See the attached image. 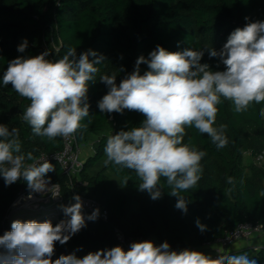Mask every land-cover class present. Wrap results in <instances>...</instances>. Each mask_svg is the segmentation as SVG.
I'll list each match as a JSON object with an SVG mask.
<instances>
[{
    "label": "trees",
    "instance_id": "obj_1",
    "mask_svg": "<svg viewBox=\"0 0 264 264\" xmlns=\"http://www.w3.org/2000/svg\"><path fill=\"white\" fill-rule=\"evenodd\" d=\"M245 17L264 21V0H0V124L18 129L22 152L31 151L40 160L43 154L62 152L64 145L61 137L49 141L33 135L23 121L30 101L11 85H3L8 62L45 51L49 52L47 59L56 61L69 47L75 48L77 55L92 49L105 57L98 65L95 83H89V117L81 121L87 127L76 133L79 142L95 141L94 153L87 157L79 175L87 182V195L103 204L110 217L108 221L86 218V227L79 233L63 245L55 244L53 260L61 254L75 252L83 257L117 245L128 250L117 239L116 229L126 237L151 236L159 245L167 241L171 248L183 249L201 248L246 221L264 224V164L252 162L248 168L244 162L248 153L252 157L264 154V118L259 115L264 102L253 103L247 112L238 114L232 102L222 98L213 126H226L228 144L219 150L207 134L194 127L185 128L184 143L206 152L197 186L180 193L189 201L187 213L175 207L177 198L169 195V189L164 188L162 198L153 200L147 191L139 190L140 180L134 172L106 163L107 137L140 126L145 117L129 110L123 114L101 113L98 108V101L108 91L100 75L116 74L119 83L134 70L137 58L147 57L157 45L170 52L206 47L219 50L233 30L248 22ZM25 39L28 46L20 53L18 45ZM201 63H208L213 71L224 70L218 58H209L206 50ZM121 67L123 72L118 70ZM140 70L142 75L147 65L141 64ZM103 159V166L94 169ZM50 163L55 171L47 177L62 187L65 205L74 203L69 177L58 162ZM28 190L23 179L6 186L0 177V235L10 230L6 216L11 204ZM65 219L68 217L61 212L58 222ZM197 219L206 225L204 232L196 226ZM249 259L264 264V248Z\"/></svg>",
    "mask_w": 264,
    "mask_h": 264
},
{
    "label": "clouds",
    "instance_id": "obj_2",
    "mask_svg": "<svg viewBox=\"0 0 264 264\" xmlns=\"http://www.w3.org/2000/svg\"><path fill=\"white\" fill-rule=\"evenodd\" d=\"M245 20L248 22L233 30L219 50L206 47L170 52L157 45L147 57L139 56L134 70L119 83L116 74L99 78L108 89L98 101L101 113L129 110L145 117L140 126L107 137L106 163L134 172L140 180L139 190L147 191L153 200L162 198L164 188L169 189V195L177 198L175 207L183 213H187L189 201L180 193L197 186L203 173L201 160L206 156L190 142L184 143L185 128L207 134L219 150L228 144L226 126H213L222 98L232 102L238 114L247 112L253 103L264 102V21ZM27 46L25 39L17 51L24 53ZM205 50L209 58H218L224 70L213 71L208 63H201ZM48 56L45 51L12 59L2 82L30 101L23 121L33 135L54 141L87 127L81 121L89 117V83H95L98 65L105 57L92 49L77 55L72 47L56 61ZM141 64L148 69L142 75ZM118 70L124 71L123 67ZM259 115L264 118V107ZM54 171L55 166L47 159L41 161L31 151L22 152L18 129L0 124V177L6 186L23 179L30 189L28 199H32L31 193L45 192L56 198L58 184L49 187L51 178L47 177ZM127 181L126 176L124 183ZM228 183H233L232 177ZM72 199L75 203L60 205L68 219L55 225L51 220H13L10 230L0 235V264H255L245 255L213 259L197 250H173L167 241L157 246L151 240L132 242L128 250L117 245L83 257L75 252L61 254L53 260L55 244L67 243L86 227L83 201L78 194ZM98 216L97 208L87 220ZM196 226L201 232L206 230L199 219Z\"/></svg>",
    "mask_w": 264,
    "mask_h": 264
},
{
    "label": "built area",
    "instance_id": "obj_3",
    "mask_svg": "<svg viewBox=\"0 0 264 264\" xmlns=\"http://www.w3.org/2000/svg\"><path fill=\"white\" fill-rule=\"evenodd\" d=\"M64 148L62 152L48 156L43 154L40 158L41 161L47 159L49 162H58L56 157L59 158V164L64 170V173L69 177L68 186L71 189L72 197L76 194L80 195L83 201V214L85 220L94 209H99V218L104 221H108L110 217L109 210L101 203L87 195L85 187L87 182L80 177V171L82 170L87 157L91 154H86L88 150L94 153V140L88 142H79L77 133L65 138L61 137ZM251 154V153H248ZM264 154L253 157V163L257 166L264 164ZM52 185L57 184L53 181L50 182ZM50 187V184H49ZM60 189L61 195L58 200L47 201L35 198L36 195L41 193H31L32 199H28L30 189L27 192H21L16 200L11 204L6 218L11 222L16 219L30 220L34 219L39 222L45 220H51L52 223H58L59 214L62 212L60 205H65L66 197L63 195L62 187L58 184V190ZM57 190V191H58ZM75 203V201H74ZM264 234V224L253 221H246L239 224L236 228L230 231H226L225 235L216 239L214 242L206 243L201 248L186 247L193 250H209L212 253V258L216 259L220 255H227V250L234 244L242 241L251 242L257 236ZM117 239L130 247L132 242H139L144 240H151L157 246L158 241L154 237H126L123 232L116 229ZM258 246L252 247V252L256 255L259 251H256ZM178 247L172 248L178 250ZM185 249V248H183ZM182 249V250H183ZM261 250V248H260Z\"/></svg>",
    "mask_w": 264,
    "mask_h": 264
},
{
    "label": "crops",
    "instance_id": "obj_4",
    "mask_svg": "<svg viewBox=\"0 0 264 264\" xmlns=\"http://www.w3.org/2000/svg\"><path fill=\"white\" fill-rule=\"evenodd\" d=\"M253 246H261L260 247L261 249L264 248V234H262L260 236H257L251 242L242 241V242H238V243L234 244L233 246L228 248L227 255H245L248 258H253L254 256H256L252 252V247ZM197 251H200V252H202V253H204L206 255L212 256V253L209 250H206V249L205 250H199L198 249Z\"/></svg>",
    "mask_w": 264,
    "mask_h": 264
},
{
    "label": "rangeland",
    "instance_id": "obj_5",
    "mask_svg": "<svg viewBox=\"0 0 264 264\" xmlns=\"http://www.w3.org/2000/svg\"><path fill=\"white\" fill-rule=\"evenodd\" d=\"M93 141V140H92ZM90 154V153H92V151L91 150H88L87 152H86V154ZM105 160L106 159H103L94 169H97L98 167H100L101 165L103 166V163L105 162ZM244 162H245V164H246V166H248V168L250 167L249 165L253 162V157L251 156V154H247V155H245V159H244ZM93 169V170H94ZM113 176V178L115 179V181H116V183H117V185H118V187H120L121 188V185H120V183H119V181H118V179L114 176V175H112ZM52 181V180H51ZM52 186V184L50 183V187ZM58 189H55L54 191H57ZM58 194L59 195H61L62 193H61V191H60V189L58 190ZM62 196V195H61ZM35 198H37V199H40V200H44V201H47L48 203H49V201H53V200H58V198H59V196H57L56 198H53L52 197V195H51V193H48V192H45V193H43V194H40V195H36L35 196ZM175 227V229L176 230H179V228L177 227V226H174ZM178 250H182L181 248H177Z\"/></svg>",
    "mask_w": 264,
    "mask_h": 264
}]
</instances>
